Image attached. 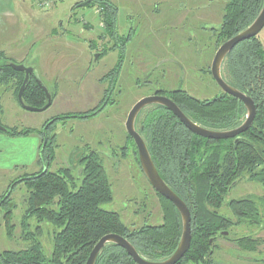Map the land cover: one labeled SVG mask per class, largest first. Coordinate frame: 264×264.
<instances>
[{"label": "rangeland", "instance_id": "obj_1", "mask_svg": "<svg viewBox=\"0 0 264 264\" xmlns=\"http://www.w3.org/2000/svg\"><path fill=\"white\" fill-rule=\"evenodd\" d=\"M83 1L57 0V5L54 2L47 10H39L50 21L37 26V36L42 31L41 44L25 54L22 64L34 69L52 95L48 108L24 109L16 98L21 75L0 72V124L8 130L29 131L0 132V201L10 193L7 203L0 205V251L25 249L30 245L26 237L34 234L44 253L51 252L56 228L49 221H38L35 214L24 217L28 188L17 181L48 168L68 173L71 187L77 189L84 157L92 151L98 155L112 193L111 200L100 207L116 212L130 228L161 224L162 207L140 168L136 146L124 126L126 116L137 100L150 94L183 89L198 99H210L221 91L208 69L221 44L217 29L226 0H114L120 6L121 26L130 21L127 13L136 24L133 36L118 33L120 40L129 39L116 77L112 71L118 47L105 34L98 5L74 7ZM257 37L264 48V26ZM3 55L0 64L21 63ZM99 107L91 117H62L42 130L53 117L85 114ZM46 138L49 160V152L42 148ZM246 198L258 208L256 221L238 220L227 206L231 199ZM263 198L262 185L246 174L233 183L216 210L231 225L226 235L214 240L209 264H264ZM50 208L57 209V203ZM242 237L248 243L239 246L236 240Z\"/></svg>", "mask_w": 264, "mask_h": 264}, {"label": "trees", "instance_id": "obj_2", "mask_svg": "<svg viewBox=\"0 0 264 264\" xmlns=\"http://www.w3.org/2000/svg\"><path fill=\"white\" fill-rule=\"evenodd\" d=\"M263 1L226 0L217 29L218 41L222 43L246 28L258 14ZM92 3L101 8L105 34L119 50L118 62L112 71L116 77L129 37L120 40L118 36L117 7L113 3L89 0L86 5ZM3 57L0 53V58ZM9 63L0 64V72L4 76L10 73L21 75L16 88L17 96L24 74L13 70ZM222 76L229 84L249 95L256 106L251 126L235 137L236 142L235 138L213 140L193 134L171 111L157 104L147 106L148 110L139 119L146 107L143 108L135 121L136 130L144 139L158 173L190 212V246L176 264H209L214 240L231 225V220L219 215L216 210L242 174L264 188V48L257 36L243 40L231 49L223 61ZM158 93L172 99L186 116L206 128L230 129L245 118L246 110L242 102L222 91L210 99H198L183 89ZM23 100L36 107L46 102L44 92L32 77L24 89ZM100 110L99 107L85 114L53 117L43 125L42 130H47L62 117L86 118ZM4 132L17 135L29 131L7 129ZM49 145L46 140L42 144L43 151H48ZM48 152L46 157L49 160L51 153ZM83 161L82 180L77 189L71 187L72 178L68 173L60 174L48 168L18 179L17 182H24L28 188V208L24 217L35 214L38 221H49L56 228L52 235V250L45 254L40 242L31 234L26 237L30 241L27 248L1 250L0 264H84L94 244L107 233L123 236L146 259L162 260L171 255L181 233L180 215L172 202L155 191L163 211L162 223L130 228L116 212L100 207L111 200L112 193L97 153L90 152ZM9 194L1 198L0 205L7 203ZM262 200L264 205V198ZM54 202L57 209L50 208ZM227 206L238 220L256 221L254 219L258 218V208L250 198L231 199ZM9 213L10 210L5 212L7 220ZM236 241L239 246L248 243L243 237ZM95 264L135 263L121 247L106 244Z\"/></svg>", "mask_w": 264, "mask_h": 264}, {"label": "water", "instance_id": "obj_3", "mask_svg": "<svg viewBox=\"0 0 264 264\" xmlns=\"http://www.w3.org/2000/svg\"><path fill=\"white\" fill-rule=\"evenodd\" d=\"M89 3V0H85L78 4V7L85 6ZM264 26V1L263 4L253 19V21L243 30L239 31L232 37L223 41L214 52V55L210 64V73L222 92L231 95L242 102L245 107L246 113L243 121L236 127L225 129V130H215L203 127L188 116H186L179 106L169 97L163 94H150L144 96L137 100L132 107L130 108L126 120L124 123L127 134L132 138L138 155L139 165L144 174L146 180L149 182L151 187L161 196L172 202V204L177 209L180 220H181V233L177 242V245L174 251L167 258L162 260H149L141 256L134 246L123 236L115 233H107L101 236L97 242L92 247L89 252L87 259L84 264H95L96 258L102 248L106 244H115L122 249L131 257L135 264H176L187 252L190 246L191 240V228H190V212L184 201L167 185V183L162 179L158 173L151 155L147 149L144 139L136 130L135 121L139 112L153 104L161 105L171 111L180 122L193 134L204 138H210L213 140H222V139H232L238 136L239 134L246 131L252 124L255 113L256 106L253 102V99L239 90L238 88L229 84L222 76V64L226 55L231 51V49L239 42L249 39L250 37L256 36L259 34L261 29ZM9 66L18 72H23L24 77L17 91V100L19 104L26 110L29 111H40L48 108L51 105L52 99L51 94L47 89L41 84L39 78L37 77L34 69L30 66L24 65L22 63H9ZM33 78L36 83L40 86L42 91L45 94L46 102L41 107L31 106L24 102L23 92L30 78ZM7 129L0 124V131H6ZM237 139H234L236 142ZM223 235L227 234V231L222 232Z\"/></svg>", "mask_w": 264, "mask_h": 264}, {"label": "crops", "instance_id": "obj_4", "mask_svg": "<svg viewBox=\"0 0 264 264\" xmlns=\"http://www.w3.org/2000/svg\"><path fill=\"white\" fill-rule=\"evenodd\" d=\"M77 1L79 0H73L72 4ZM109 1L117 7L118 33L133 36L132 30L136 26L134 18L127 13L126 17L130 21L121 26L119 22L120 6L114 0ZM55 4L57 5V2ZM39 10L32 0H0V53L6 54L10 61L19 60L24 63L26 61L25 54L35 48L37 50L40 46L42 31H39V36H37L36 28L40 23L50 21V19L46 20L45 17H42ZM49 26L51 27V24Z\"/></svg>", "mask_w": 264, "mask_h": 264}, {"label": "built area", "instance_id": "obj_5", "mask_svg": "<svg viewBox=\"0 0 264 264\" xmlns=\"http://www.w3.org/2000/svg\"><path fill=\"white\" fill-rule=\"evenodd\" d=\"M35 6L42 10H47L56 0H32Z\"/></svg>", "mask_w": 264, "mask_h": 264}, {"label": "flooded vegetation", "instance_id": "obj_6", "mask_svg": "<svg viewBox=\"0 0 264 264\" xmlns=\"http://www.w3.org/2000/svg\"><path fill=\"white\" fill-rule=\"evenodd\" d=\"M256 36H258V34H257ZM262 46H263V44H262ZM158 94H159V93H158ZM45 133H46V131H45ZM46 140H47V138H46Z\"/></svg>", "mask_w": 264, "mask_h": 264}]
</instances>
